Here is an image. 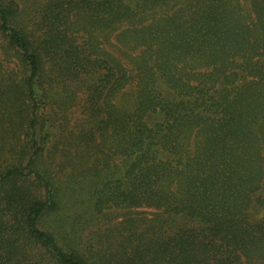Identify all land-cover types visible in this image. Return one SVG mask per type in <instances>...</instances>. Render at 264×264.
I'll list each match as a JSON object with an SVG mask.
<instances>
[{"label": "trees", "instance_id": "16d2710c", "mask_svg": "<svg viewBox=\"0 0 264 264\" xmlns=\"http://www.w3.org/2000/svg\"><path fill=\"white\" fill-rule=\"evenodd\" d=\"M35 7L24 20L19 0H0L28 108L24 141L13 121L0 128V264H264V0ZM59 91L83 92L65 148L58 122L40 120ZM74 150L89 177V219L77 218L109 221L84 246L45 227L63 204L55 167L71 166L52 159Z\"/></svg>", "mask_w": 264, "mask_h": 264}, {"label": "rangeland", "instance_id": "374dc122", "mask_svg": "<svg viewBox=\"0 0 264 264\" xmlns=\"http://www.w3.org/2000/svg\"><path fill=\"white\" fill-rule=\"evenodd\" d=\"M41 1L43 0H19L22 9L21 15L24 20H28V13H32L36 8L35 6L37 5V3H40ZM119 47L122 48V46H120V44L116 40L115 35L112 34V37L109 39L107 49L111 52H116ZM120 56L124 58V62H128L129 58L125 56V54H121ZM1 64L2 67L0 68V128H2L3 126L6 127L11 125L10 122L13 121L14 126H17V141H22V138L24 141L26 136L27 121L24 122L23 118L27 116L28 108L26 104L22 103L24 98H22V93L19 90V85H22V81L24 78V68L22 67L18 59V55L10 48H8L6 41L0 35V65ZM134 90V86H127L123 90V100L125 99V101L129 102L134 97ZM76 96H78L77 100L80 101L83 96V92L78 91V94H75L73 99H75ZM6 97V102L10 98L12 105L9 106L5 102H3L2 99H5ZM20 97L22 99L18 101ZM52 97L54 102L52 103V106H48L47 108L41 110V128L43 127V129L45 130L49 127L50 123H47L49 119L54 122H58L57 124L59 130L55 137L56 140L54 142L57 141L58 143H60L61 148H65L66 144L69 143L71 140V135L73 133H78L79 130L78 124L81 122V118L83 116L81 108H79L80 102H75L73 100L66 101L68 99L66 94H62L60 93V91L52 94ZM62 108H65L68 111L64 113ZM11 116H13V119ZM158 118L159 117H154L155 121L158 120ZM8 141H10V136H8ZM0 143H2V140H0ZM99 148H102L105 151L108 150V147L104 146L102 143ZM77 151L78 150H74L71 153V160L73 161L72 163L66 160L65 154H57L52 159L53 162H55V165L66 162L69 163L71 166H68V169L66 171H62L61 173L60 171H58L57 167H55L56 176H53L54 178H56L55 182L57 184L58 189L61 191L63 204L60 211L58 212V215L54 214L47 218L45 227L54 231L56 234L68 233L70 234V236H74L77 231H80L79 234L81 235V241L79 243L84 246L86 239L91 236L92 232H95L101 226H105L107 223H109V221L103 222L99 226L92 225L87 227L82 226L81 222L77 218V216L82 215V220L87 221L89 219V217L85 214L87 206L89 204V177L84 178L85 176H83L80 171L82 162H76L72 156V154ZM118 160H120V158H118ZM44 161L46 162L44 165L46 166L45 168H48L47 166H49L51 160L48 161V159H45ZM76 165H78L79 168H76ZM51 171L54 172L53 169H51ZM253 215L255 218L262 217L264 216V210L258 209L257 211L253 212Z\"/></svg>", "mask_w": 264, "mask_h": 264}]
</instances>
